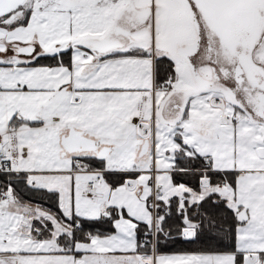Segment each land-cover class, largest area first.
Instances as JSON below:
<instances>
[{
	"label": "snow or ice",
	"instance_id": "snow-or-ice-1",
	"mask_svg": "<svg viewBox=\"0 0 264 264\" xmlns=\"http://www.w3.org/2000/svg\"><path fill=\"white\" fill-rule=\"evenodd\" d=\"M0 264H264V0H0Z\"/></svg>",
	"mask_w": 264,
	"mask_h": 264
}]
</instances>
